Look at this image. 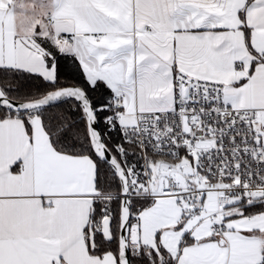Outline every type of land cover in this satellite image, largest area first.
<instances>
[{
    "label": "snow or ice",
    "instance_id": "snow-or-ice-1",
    "mask_svg": "<svg viewBox=\"0 0 264 264\" xmlns=\"http://www.w3.org/2000/svg\"><path fill=\"white\" fill-rule=\"evenodd\" d=\"M0 264H264V0H0Z\"/></svg>",
    "mask_w": 264,
    "mask_h": 264
},
{
    "label": "trees",
    "instance_id": "trees-1",
    "mask_svg": "<svg viewBox=\"0 0 264 264\" xmlns=\"http://www.w3.org/2000/svg\"><path fill=\"white\" fill-rule=\"evenodd\" d=\"M67 67L70 70V74L78 79L79 78V72H78V70H76L75 65L68 64Z\"/></svg>",
    "mask_w": 264,
    "mask_h": 264
}]
</instances>
